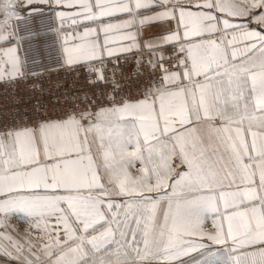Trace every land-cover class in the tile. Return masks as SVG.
<instances>
[{"label": "snow or ice", "instance_id": "obj_1", "mask_svg": "<svg viewBox=\"0 0 264 264\" xmlns=\"http://www.w3.org/2000/svg\"><path fill=\"white\" fill-rule=\"evenodd\" d=\"M38 11L50 87L18 54ZM3 44L2 264H264V0H0Z\"/></svg>", "mask_w": 264, "mask_h": 264}, {"label": "built area", "instance_id": "obj_2", "mask_svg": "<svg viewBox=\"0 0 264 264\" xmlns=\"http://www.w3.org/2000/svg\"><path fill=\"white\" fill-rule=\"evenodd\" d=\"M40 7L46 8L47 6ZM14 24L17 35L25 38L21 41L19 50V55L26 65L25 70L29 73L32 71L51 73L50 78L46 75L43 79L45 87L52 86L58 77L65 76V73L58 71L61 63V48L57 36L52 32L51 15L46 11L25 13L23 18L16 19ZM76 84L77 87H86L87 80L83 70ZM15 87V95L19 96L24 85L20 83ZM11 105L12 88L0 85V123H3L10 115Z\"/></svg>", "mask_w": 264, "mask_h": 264}, {"label": "crops", "instance_id": "obj_3", "mask_svg": "<svg viewBox=\"0 0 264 264\" xmlns=\"http://www.w3.org/2000/svg\"><path fill=\"white\" fill-rule=\"evenodd\" d=\"M42 6H47V5H42ZM18 11H23V8H18ZM79 31H83V29H79ZM161 32V26L153 25L150 27H144L141 32V39H146L149 37H154L158 35ZM10 45L3 44L0 45V47H8ZM19 54V53H18ZM208 226L210 227V221ZM25 229H28V224L25 223L24 218L22 214L19 213H13L10 219V224L6 229H0V233L6 232L8 235L12 236L13 238L21 237ZM35 233V230H31ZM0 240H2V235H0ZM6 243V241H5ZM3 257H0V264H2Z\"/></svg>", "mask_w": 264, "mask_h": 264}]
</instances>
